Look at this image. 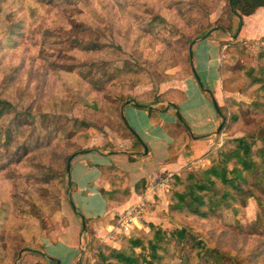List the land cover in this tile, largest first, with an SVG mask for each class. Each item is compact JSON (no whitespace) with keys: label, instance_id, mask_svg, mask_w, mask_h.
Wrapping results in <instances>:
<instances>
[{"label":"rangeland","instance_id":"rangeland-1","mask_svg":"<svg viewBox=\"0 0 264 264\" xmlns=\"http://www.w3.org/2000/svg\"><path fill=\"white\" fill-rule=\"evenodd\" d=\"M229 7V0L0 2V98L14 106L0 118V264H22L20 250L39 248L41 238L54 228L67 191L65 183L42 182L27 158L39 155L58 166L64 155L84 148L89 131H77L74 118L95 124L96 135L124 132L121 106L137 98L165 100L159 94L165 83L181 80L191 67V43L225 29ZM12 22H22L19 34L2 31ZM260 49L243 42L227 46L220 66L219 105L226 118L216 135L217 145L208 153L212 161L213 151L223 149L229 139L264 128V112L253 105L256 99L264 102V85L258 82L264 78L259 72L264 62ZM60 124L64 127L59 130ZM211 157L185 167L175 187L169 180L161 187L162 198L138 200L143 204L128 232L107 231L105 239L90 242L85 262H92L96 251L118 247L119 236H140L154 225L166 230L188 226L207 246L228 253L233 264H264L263 234L253 223L258 214L254 199L235 215L227 209L203 219L171 207L177 201L176 189L187 183V173L200 174ZM258 185L260 193L263 187ZM118 213L108 225H116ZM171 252L173 256L165 255L161 264H178L181 253L194 251L185 243Z\"/></svg>","mask_w":264,"mask_h":264},{"label":"crops","instance_id":"crops-1","mask_svg":"<svg viewBox=\"0 0 264 264\" xmlns=\"http://www.w3.org/2000/svg\"><path fill=\"white\" fill-rule=\"evenodd\" d=\"M229 9L225 29L191 43V67L181 80L165 83L159 92L165 100H127L121 106L125 131L95 135L73 155L68 173L73 186L60 201L54 228L41 238L38 249L20 250L22 264H84L91 237L105 239L114 213L144 197L148 202L162 198L159 181L207 160L217 145L216 131L221 123L208 92L214 104H222L220 66L227 46L243 42L264 47V6L242 16ZM199 83L207 88L202 89ZM178 116L187 131L179 125ZM165 124L170 126L168 130ZM175 129L178 131L173 134ZM121 187L127 190L113 193V188Z\"/></svg>","mask_w":264,"mask_h":264},{"label":"trees","instance_id":"trees-1","mask_svg":"<svg viewBox=\"0 0 264 264\" xmlns=\"http://www.w3.org/2000/svg\"><path fill=\"white\" fill-rule=\"evenodd\" d=\"M0 2H3V0H0ZM229 6L239 16L248 15L254 12L256 8L264 6V0H229ZM21 25L22 22H12L7 27H4L2 31L19 34L17 30ZM207 36L208 34L202 37ZM237 45L238 43L233 45L234 48ZM260 50H264V47H261ZM223 62L224 60H222ZM262 66L259 72L264 75V62ZM258 82H263L262 85H264V78L258 80ZM253 105L259 113L264 112V102L261 100H254ZM12 111H14L13 104L0 98V118ZM218 113L222 120L224 119L225 121L226 115L222 112L220 106H218ZM120 117L124 126H126L121 114ZM178 118L179 125L187 131L186 123L180 116ZM75 122L79 124L77 131H89L87 133V141L99 132L97 126L93 123L74 118L73 123ZM63 127L64 125L60 124L58 129H63ZM169 127L168 124L164 125L166 130ZM261 129L263 130L258 132L256 129L247 131L242 136L229 139L223 149L213 151L216 154V158L213 161V156L211 157V154H208L207 158L211 157L212 161L210 165L202 169L200 174L195 171L187 173V176L184 177L187 183L182 185V189H176L177 201L171 207L177 211L203 219L217 215L218 212L227 209L231 210L235 215L252 198L258 206V214L253 223L261 227L264 239V128ZM177 131L178 129H175L173 134ZM133 137L137 138L135 134H133ZM257 139L260 141L258 145H256ZM6 141L7 135L2 143L6 145ZM82 150L83 148H78L64 155L62 164L58 166L45 163L43 158H39L41 157L39 155L30 156L27 160L36 166L37 172L35 175L42 182L50 186H55L57 182L65 183L66 192L68 193V190L73 186L72 182L67 180L69 178L67 173L68 159ZM218 154L219 156L217 157ZM108 169L114 170L116 173L121 172L113 166H108ZM184 172L181 171L170 177L172 188L175 187L172 186L174 183L178 182V180L181 181L180 176ZM257 184L263 187L260 193L256 190ZM126 190L127 188L122 187L118 188V190L113 188V193H116V191L121 193ZM84 222L86 223V220ZM95 241L91 237V245ZM117 241L119 243L118 247H108L107 251H96L93 254V261L87 260L85 264H161L165 255L173 256L174 252H171V250L180 249L185 243H189L194 252L188 255L181 253L178 264H195L197 261L204 264H233L228 253L207 246L204 241L194 235L188 226L166 230L151 225L148 233H142L140 236L133 235L128 238L119 236ZM136 248L139 250L136 251Z\"/></svg>","mask_w":264,"mask_h":264},{"label":"built area","instance_id":"built-area-1","mask_svg":"<svg viewBox=\"0 0 264 264\" xmlns=\"http://www.w3.org/2000/svg\"><path fill=\"white\" fill-rule=\"evenodd\" d=\"M168 179H162L158 182V185L160 187H166L169 185ZM142 201H136L135 203H132L129 205L124 211L117 214V221L116 225H109L107 231L109 233H121V232H128L127 230L130 229L132 226V223L136 220V218L133 216L134 213L137 211L139 212V209L142 205Z\"/></svg>","mask_w":264,"mask_h":264},{"label":"water","instance_id":"water-1","mask_svg":"<svg viewBox=\"0 0 264 264\" xmlns=\"http://www.w3.org/2000/svg\"><path fill=\"white\" fill-rule=\"evenodd\" d=\"M215 107L217 108V111H218V105L216 104V102H215ZM223 123H224V119H223V120L221 121V123L219 124L216 133H219V131L221 130V127H222ZM70 160H71V157L68 159L67 173H69ZM82 224H83V230H85V222L83 221ZM20 255H21V251L19 252V256H20Z\"/></svg>","mask_w":264,"mask_h":264}]
</instances>
